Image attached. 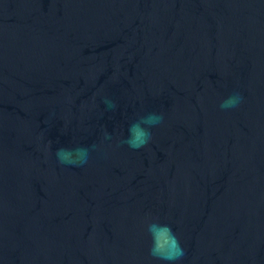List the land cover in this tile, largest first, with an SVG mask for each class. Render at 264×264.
Here are the masks:
<instances>
[{
    "label": "water",
    "instance_id": "obj_1",
    "mask_svg": "<svg viewBox=\"0 0 264 264\" xmlns=\"http://www.w3.org/2000/svg\"><path fill=\"white\" fill-rule=\"evenodd\" d=\"M0 264H264V0H0Z\"/></svg>",
    "mask_w": 264,
    "mask_h": 264
},
{
    "label": "clouds",
    "instance_id": "obj_2",
    "mask_svg": "<svg viewBox=\"0 0 264 264\" xmlns=\"http://www.w3.org/2000/svg\"><path fill=\"white\" fill-rule=\"evenodd\" d=\"M239 95L230 97L224 101L221 105L223 108L235 107L240 102ZM162 120V117L150 115L143 118L141 122L133 124L129 128L130 137L127 141L130 147L141 148L145 146L151 140V133L141 127V124L154 125ZM78 152H85L84 149H76ZM70 150L65 148L57 149L56 155L58 160L62 163H70L68 160ZM86 160H82L81 163H85ZM148 232L152 236V246L150 248V255L159 260H165L169 262L179 261L185 255V250L181 246V243L173 232L172 228L165 224L150 223L148 225Z\"/></svg>",
    "mask_w": 264,
    "mask_h": 264
}]
</instances>
